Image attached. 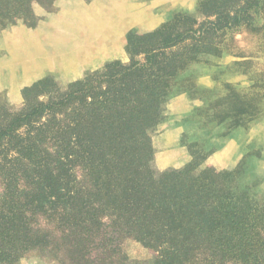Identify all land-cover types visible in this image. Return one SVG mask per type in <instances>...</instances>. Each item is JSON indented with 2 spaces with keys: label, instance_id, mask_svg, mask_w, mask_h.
<instances>
[{
  "label": "rangeland",
  "instance_id": "1",
  "mask_svg": "<svg viewBox=\"0 0 264 264\" xmlns=\"http://www.w3.org/2000/svg\"><path fill=\"white\" fill-rule=\"evenodd\" d=\"M46 104L54 112L14 133L17 150L2 147L0 185L22 189L44 164L68 167L94 209L68 218L27 214L46 244L3 264H172L179 237L208 228L196 221H217L221 206L264 216V0H0V118ZM48 120L53 129H36ZM123 120L133 135L128 150L107 141L109 123ZM65 144L77 157L64 159L67 167L58 163ZM94 145L93 163L76 154ZM127 151L123 164L100 163L102 153ZM107 172L126 195H147L134 194L127 206L120 191L104 194L92 183ZM138 179L148 182L131 185ZM197 189L205 208L195 206ZM162 190L185 198L181 210L158 204L129 225L121 208L130 216L150 201L167 205L172 194ZM180 249L201 263L213 245L197 238Z\"/></svg>",
  "mask_w": 264,
  "mask_h": 264
},
{
  "label": "trees",
  "instance_id": "2",
  "mask_svg": "<svg viewBox=\"0 0 264 264\" xmlns=\"http://www.w3.org/2000/svg\"><path fill=\"white\" fill-rule=\"evenodd\" d=\"M161 46V47H166ZM147 61L153 58V54L147 53ZM150 62H148L149 64ZM147 64H142L138 69H144ZM140 75H138V78ZM158 79V78H157ZM114 104V103H113ZM56 106L40 105L32 108L31 114L23 116L22 113L11 114L10 117L3 116L0 118V152L2 147L6 151L10 150L11 147L15 149V146L12 145V140L17 139L14 136V133L18 131L22 126L29 124L30 117H39L43 115L46 111L54 112ZM110 109H114L113 105L109 106ZM53 120H48L47 123L41 124L37 130L48 131L53 129ZM119 127V130L129 132L125 137L123 136H112L115 133L116 129ZM131 125L126 121H120L116 123H109V133L110 138L107 140L110 144L118 143V145L127 147L128 143L132 140L133 136L131 131ZM112 133V134H111ZM95 142V141H93ZM95 144V143H94ZM74 145L82 146V143L78 140L74 142ZM12 148V149H13ZM94 149L85 148L76 151V154L80 158L86 159V161L94 162L93 160L98 152L96 145ZM64 151L58 158V163L63 164V160L74 161L76 158H73V155H70V147L68 144L62 148ZM17 152V151H16ZM21 152V151H19ZM60 153V152H59ZM124 155V156H123ZM131 156L130 152L125 154H118L115 152L102 153V160L100 163L106 165L108 160L114 164H123L126 162V158ZM6 156L0 157L1 160H5ZM0 160V176H2V171L7 166L6 164H1ZM63 166L67 167L63 164ZM7 168V167H6ZM69 168L66 170L60 169H51L47 167L46 164L43 165L42 169L33 171V179L35 181L32 185L25 188H10V185H0V264L10 263L16 257L20 256L27 248L32 246H45L46 243H41L40 238L36 237V233L42 231L40 227H35L34 229L30 227L29 223H26L29 215H34L33 213H38L39 215L47 216H65L70 217L72 214L80 217L86 212H92L91 209H94V206L88 202L89 191L85 193L81 189H76L73 187L70 181V177L67 175ZM6 180V179H3ZM147 180L138 179L131 182L136 187L145 186ZM97 189H100L104 194L107 193V189H112L113 191H120L122 193L121 201L123 204L130 206V203L135 202L136 199L133 197L134 194H140L142 197L147 195V190L142 192L135 191L131 189L129 195L124 193L122 186L120 185L116 176L111 175L110 173H105L102 175L96 176V183H92ZM166 193L172 194V199H167V205L158 200L156 202H151L149 205H142L138 213H133L130 216H127L129 212L126 208L122 207L121 211L125 220L129 225H135L139 220L144 217L152 216L149 213V207H156L160 204V207H166L168 209V204L170 201L174 202L175 209L171 211L181 210L182 205L185 203V198L182 196H176L174 192L165 191ZM198 191V200L196 201V207L205 208V203L201 202L200 199L202 195L205 194L203 189H197ZM25 195L31 197V201H25ZM153 195V194H152ZM197 196L195 191L194 197ZM24 199V200H23ZM178 199V204L176 200ZM22 201H25V204H21ZM6 204V205H5ZM208 205V204H207ZM215 205H220V202H217ZM188 205H186L187 207ZM209 206V205H208ZM228 207L230 212H223L225 207ZM91 208V209H90ZM112 209L119 208L116 204L112 205ZM223 211H220L221 215L217 221L216 217L210 216L209 214L205 216V220L199 222L203 226L195 232H192L190 236L184 238L180 236L176 241V244L172 248L174 252L175 263L172 264H264V216L257 215L253 212H250L247 215H241L239 212H231L229 204L221 206ZM215 210V209H214ZM27 212V213H26ZM216 213V212H215ZM183 219L180 221H186ZM213 226L214 228L210 227ZM19 230L23 231V238H19ZM197 238H202L204 240H209L213 245V250L209 251L206 258H202L201 263L199 262V257L194 255L191 251L186 254L190 257L187 259L185 255H180V248L184 247H193V244ZM180 257H184V260H180ZM187 259V263L185 260Z\"/></svg>",
  "mask_w": 264,
  "mask_h": 264
}]
</instances>
